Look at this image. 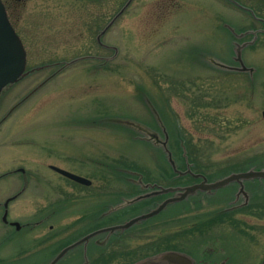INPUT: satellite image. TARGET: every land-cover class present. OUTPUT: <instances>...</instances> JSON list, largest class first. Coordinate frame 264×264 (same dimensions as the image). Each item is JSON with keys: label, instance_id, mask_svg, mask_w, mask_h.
Returning <instances> with one entry per match:
<instances>
[{"label": "rangeland", "instance_id": "rangeland-1", "mask_svg": "<svg viewBox=\"0 0 264 264\" xmlns=\"http://www.w3.org/2000/svg\"><path fill=\"white\" fill-rule=\"evenodd\" d=\"M2 1L26 66L0 94V205L23 189L17 169L25 170L27 186L8 207L21 231L2 222L0 207V264H48L86 232L153 207L160 198L132 207L152 189L194 184L189 176L175 179L164 141L182 171L179 143L188 146L189 166L209 182L264 169V32L243 47L242 67L239 40L222 24L238 32L262 27L233 6L132 0L110 23L127 0ZM51 166L92 184H76ZM239 190L233 183L196 193L126 232L127 244L90 245L83 254L78 248L58 264L102 263L126 248L146 253L156 240L160 251L264 264V180ZM245 201L231 221L198 227ZM58 231L70 232L59 238Z\"/></svg>", "mask_w": 264, "mask_h": 264}, {"label": "water", "instance_id": "water-1", "mask_svg": "<svg viewBox=\"0 0 264 264\" xmlns=\"http://www.w3.org/2000/svg\"><path fill=\"white\" fill-rule=\"evenodd\" d=\"M21 1V0H16ZM131 0L127 2V4L119 11V13L112 19L110 23H112L127 7V5L130 3ZM109 23V24H110ZM264 32V29L261 31ZM99 38V37H98ZM256 39V35L254 37V40ZM244 45H238L236 48V60L239 62V64L244 67L243 61L241 58V50L245 46ZM25 66H26V52L23 47V44L20 40V38L17 36L16 32L14 31L13 27L11 26V23L8 20L7 13L5 10V7L3 3L0 0V94L2 90L10 85L18 81L25 72ZM165 138L167 140V135H165ZM162 147L165 149L167 160L173 170L176 174L179 176L184 175H191L195 179H200L201 181L199 183L185 186V187H171V188H162L159 187L158 191H154L152 194H149L145 197L154 196V195H160V194H167V193H173L174 196L171 198L166 199L163 201L156 209L140 215L138 217H135L129 221H127L125 224L99 230L96 232H93L80 241L64 248L49 264H56L69 250L73 249L75 246L79 245L80 243L86 241L90 237L104 231H113L114 229H126L128 227H131L135 223L151 218L155 215H157L159 212H161L168 204L180 202L184 199H186L190 195L196 194L198 191L200 192H211L213 190H217L223 187H226L227 185L237 182L240 185V193L245 194L244 192V186L243 181L251 180V179H264V169L262 170H248L240 173H232L224 178H221L219 180H216L214 182H208L206 177L202 174H194L190 168L188 167L186 171H180L177 169L176 163L174 158L171 155L170 150L167 148L166 142H162ZM55 172L59 173L60 175L77 182L79 184L89 186L91 184V181L71 174L69 172H66L64 170H61L56 167H51ZM24 174V170L20 169ZM24 182H26V178L24 177ZM26 186V183L24 184V187ZM17 197V195L7 198L4 203V212L2 216V221L4 223H7V215H8V204L14 200ZM143 197V198H145ZM141 198V199H143ZM11 225L19 227V224L17 222L10 223ZM183 262H186L189 264V260L187 261L186 257L178 252L173 251H167L159 253L156 256L149 257L140 261H137L133 264H182Z\"/></svg>", "mask_w": 264, "mask_h": 264}, {"label": "flooded vegetation", "instance_id": "flooded-vegetation-1", "mask_svg": "<svg viewBox=\"0 0 264 264\" xmlns=\"http://www.w3.org/2000/svg\"><path fill=\"white\" fill-rule=\"evenodd\" d=\"M128 1L129 0H127V2ZM223 1H225V3L233 6L234 8H236L241 13H243V18L246 19L248 22L258 23L262 27V29H258V28H255V26H251V27L248 26L242 32H238L236 30L237 28L234 27L233 25H231L229 23L222 24L223 25L222 27L228 32L229 35H231L232 37H235V38H237L239 40V44H237L235 46L236 48L238 47V45L242 46L244 44L250 43L251 40H249V38H254L255 35H256V38H257V36H259L261 34V31L264 29V0H223ZM243 51H244V49L241 50V52H243ZM20 174L22 176V181H23V178L26 177V174H23V173H20ZM124 176H127V175H124ZM132 180L131 179H127L128 183H130V184H132L130 182ZM194 180H195L194 184L199 183L201 181L200 179H194ZM133 186H135V185H133ZM169 187H175V186L171 185V186H168L167 188H169ZM136 188H137L136 190L139 192L138 186H136ZM157 189H159V188H154L152 190L153 191L154 190L158 191ZM152 190L149 188V191H152ZM19 193H21V192H19ZM144 193H146V191L143 192V193L140 192L139 195L140 194H144ZM19 196H20V194L17 197H19ZM172 196H174L173 193H167V194L154 195V196H151V197L140 199L138 202L132 204L133 205L132 207L137 206V205H142L144 202L153 201V200L158 199V198H160L161 200L159 202H157V203H154V204L151 203V205L153 207H151L148 210H145L142 213H136V214L132 215V217H130L127 220L123 219L121 221H117V223H112L110 225H101L100 227H98L96 229H93L91 231L86 232L85 234H83L79 238H77L76 240L63 245L56 252V254L53 256L52 260L64 248H66V247H68V246L80 241L81 239H83L87 235H89V234H91L93 232L99 231V230L113 228V227H117V226L123 225L127 221H129V220H131V219H133L135 217H138L140 215L146 214V213L156 209L163 201H165L168 198H171ZM169 205L170 204H168L161 212H159L154 217L160 215ZM248 205H249L248 203L247 204L244 203L242 205L241 204L240 205H235L233 208L228 209V210L224 211L223 213H225V212L226 213H228V212H230V213L231 212L238 213L240 210H243ZM0 207H2V209L4 211L3 203L0 205ZM108 215H109V217H111V216H113V213L112 214L109 213ZM107 216H105V219L107 218ZM154 217H152V218H154ZM232 217H233V215H232ZM150 219L151 218L139 221V222L135 223L134 225H132L131 227H128L126 229H114L113 231H108L107 230V231H104V232H100V233L90 237L86 241L80 243L79 245L75 246L73 249L69 250L56 264H58L66 256H68L69 253H71V252L75 253L78 248H81V251H82V254H83V249L82 248H84V247L88 248L90 245L95 247L94 249H96V250L106 249L107 246H108V242L112 243V242L118 241V243H117L118 245H121V246L125 245V244L128 243V241L126 239V235H125V234H127L126 232H129V230L131 231L132 228L134 229L135 226H137L138 224L143 223L144 221L150 220ZM42 222L43 221H38V222H35V223L31 224L30 226H28L29 229L31 230L30 232H32V229H36L38 227V225L42 224ZM12 227H13L14 231H16V232L21 231L22 228H24V227H21L20 224H19L18 228L16 226H14V225ZM50 229H52V226H50ZM71 229H73V233L79 232L78 227L71 228ZM69 232H67V233H69ZM67 233H64L63 231H61V232L58 231L57 232L59 238H62L63 236H61V235H64V234H67ZM141 247H140V249H141ZM145 247H153V249H152V251H148L146 253H144V252L131 253V252L127 251V248L125 250H121L120 252H116V253L115 252H111V253L108 254L107 258H104V261H102V263L98 262L97 264H115V261H117L116 264H121V262H122V264H133V263H135L137 261H140V260H143V259H146V258H149V257H153V256L158 255L159 253L167 252V251L178 252V253L184 255L186 257L187 261L189 260V264H226V262H227L226 260H222L220 263H217V261L216 262L214 261V258H213V260H212V258L199 259L198 258V253L197 252H191L190 249H187L188 251H184V250H179V249L172 248V247L171 248L170 247H166L165 249L160 251V250H158V247H159V241L158 240H156L151 245L145 246ZM40 252H43V251H40ZM140 253H143V255L142 254L140 255ZM135 255H138L139 257L137 258ZM182 264H188V263L183 262Z\"/></svg>", "mask_w": 264, "mask_h": 264}, {"label": "trees", "instance_id": "trees-1", "mask_svg": "<svg viewBox=\"0 0 264 264\" xmlns=\"http://www.w3.org/2000/svg\"><path fill=\"white\" fill-rule=\"evenodd\" d=\"M179 147H180V154H181V157H182V160L184 161V166H185V169H186V166H187V162H189V163H191L192 161H191V150L188 148V146H184V145H182L181 144V142L179 143ZM171 152H172V150H171ZM172 154H173V152H172ZM173 158L175 159V161H176V163H177V159H176V157H175V155L173 154ZM195 167V166H194ZM194 167H192L191 168V170L193 171V172H195V173H201V171H195V169H194ZM178 168L180 169V167L178 166ZM196 168V167H195ZM172 174L175 176V179H179V178H181V177H179V176H177L175 173H173L172 172ZM190 177V176H189ZM191 178V177H190ZM192 179V178H191ZM234 214V212H228V213H221V214H219V215H216V216H214L213 218H210V219H208V220H206V221H204V222H201V223H199L198 224V227L199 228H201L202 227V225H205V224H207V223H209V224H217V223H219V224H223L226 220H229V221H231L232 220V215ZM198 227H196V228H198Z\"/></svg>", "mask_w": 264, "mask_h": 264}]
</instances>
